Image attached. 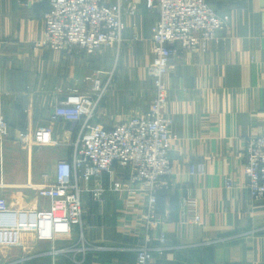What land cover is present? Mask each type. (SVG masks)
I'll use <instances>...</instances> for the list:
<instances>
[{
    "label": "crops",
    "instance_id": "crops-1",
    "mask_svg": "<svg viewBox=\"0 0 264 264\" xmlns=\"http://www.w3.org/2000/svg\"><path fill=\"white\" fill-rule=\"evenodd\" d=\"M207 1L229 21L205 52L178 51L167 69L172 188L158 194L165 242L153 256L157 264H264V199L250 198L243 174L245 138L264 134V0ZM131 2L137 11L125 18L121 43L87 54L35 48L47 0H0V103L9 127L0 144V194L10 207L48 205L34 187L53 180L57 161L70 159L76 127L50 120L68 88L86 91L88 75L111 73L91 125L110 128L147 110L153 86L146 67L157 12L143 0ZM39 127L50 129L54 143L15 149L18 132L32 136ZM199 160L206 163L205 175H190L189 165ZM114 177L104 172L82 184L84 257L52 252L74 248L75 232L53 243L27 234V243L0 248V264H134L135 249L143 244L145 196L112 190ZM96 187L104 190L101 202L93 196ZM185 198L197 201L196 224L183 223Z\"/></svg>",
    "mask_w": 264,
    "mask_h": 264
},
{
    "label": "built area",
    "instance_id": "built-area-1",
    "mask_svg": "<svg viewBox=\"0 0 264 264\" xmlns=\"http://www.w3.org/2000/svg\"><path fill=\"white\" fill-rule=\"evenodd\" d=\"M148 11H156L151 28V60L146 74L153 86V95L144 112L133 113L116 125L106 128L91 125L97 106L102 101L111 80V73L95 70L85 78L89 87L66 90L62 100L52 109L50 120L74 124L76 136L70 144L69 160L56 162L53 180L34 187L36 196L48 201L47 207L12 208L0 194V248L30 241L53 243L58 236H76L74 248H52L55 254L73 250L84 257L85 238L81 205L82 184L102 173H112V190L135 191L145 196L140 216L143 244L135 249L134 264H157L154 250H161L165 233L160 225L165 220L158 209V194L171 190L170 150L174 140L170 128L172 119L166 111L167 86L165 76L170 61L178 51L205 52L209 43L218 40L229 21L228 14H218L207 0H143ZM31 5L32 0H26ZM137 7L131 0H47L43 11L42 37L35 48L53 51L77 49L93 54L103 47L121 43L126 27L125 18L134 16ZM9 138V127L0 103V141ZM16 141L31 144L54 143L48 127H39L30 136L18 132ZM243 174L250 198L264 199V134L250 135L243 143ZM190 175L204 176L206 163L193 162ZM231 179L224 181L231 187ZM102 187L92 190L102 201ZM183 223H198V206L194 198H185ZM77 228V231H75ZM157 242L155 248L151 247ZM77 264L79 263L76 262Z\"/></svg>",
    "mask_w": 264,
    "mask_h": 264
},
{
    "label": "rangeland",
    "instance_id": "rangeland-1",
    "mask_svg": "<svg viewBox=\"0 0 264 264\" xmlns=\"http://www.w3.org/2000/svg\"><path fill=\"white\" fill-rule=\"evenodd\" d=\"M153 95V94H152ZM151 98H152V96H151ZM150 98V99H151ZM133 113H136V112H133ZM7 140V139H6ZM5 141V140H4ZM4 141H0V144L2 143V142H4ZM25 148H27V147H25V146H23V145H21V144H19L18 146H16V148L15 149H25ZM19 151V150H18Z\"/></svg>",
    "mask_w": 264,
    "mask_h": 264
}]
</instances>
